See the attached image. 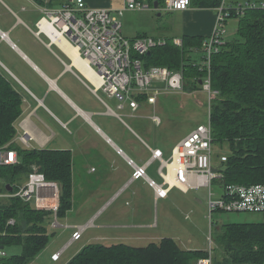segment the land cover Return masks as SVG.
<instances>
[{"label": "crops", "instance_id": "0c3cea01", "mask_svg": "<svg viewBox=\"0 0 264 264\" xmlns=\"http://www.w3.org/2000/svg\"><path fill=\"white\" fill-rule=\"evenodd\" d=\"M65 1L0 0V72L23 96V113L16 126L17 141L25 135L30 148L71 151L74 196L70 211L78 220L68 217V227L60 228L72 230L71 237L61 247L55 245L51 250L49 245L46 247L52 253V262L64 258V264H67L84 245L92 242L130 244L131 241H144V245L159 242L163 236L153 231L158 223L145 220V211L150 209V204L146 203L166 199L175 187L167 197H159L146 179L132 178L134 164H148V176L155 180L150 173L151 165L158 164L159 174L160 161L150 162L153 149H161L166 159L172 154L166 157L165 150L152 146L136 130L145 118L157 124L152 118L157 114L149 113L155 104L142 101L134 112L126 103L120 113L117 99L100 90L99 84L78 67L80 59L78 63L73 62L64 42H52L50 45L51 40L46 35H37V23L43 15L41 8L58 7ZM86 2L93 8L115 10L122 7L125 0ZM150 9L125 13L121 20H124L126 35L136 37L148 33L160 34L155 36L163 38L182 39L185 35L206 38L215 28L217 6L191 5L181 11H166L178 16L174 34L171 30L159 31L156 28ZM190 53L194 58L193 51ZM105 96L115 99L116 104H111ZM135 184L137 189L132 188ZM123 197L126 204L132 206L128 207L131 208L132 221L128 225L125 224L124 211L120 209L119 202ZM77 226H83L84 230L80 239L73 240ZM86 235V242L72 252L75 242ZM59 251V259L54 260L52 255ZM38 256L29 264H33Z\"/></svg>", "mask_w": 264, "mask_h": 264}, {"label": "trees", "instance_id": "16d2710c", "mask_svg": "<svg viewBox=\"0 0 264 264\" xmlns=\"http://www.w3.org/2000/svg\"><path fill=\"white\" fill-rule=\"evenodd\" d=\"M138 1H145L150 7L156 1L160 8L164 5V0ZM221 2L192 0L191 5L216 7ZM238 18L236 39L225 42L212 55V86L218 96L212 102L211 124L215 144L228 147L223 154L227 159L222 161V155L218 156L216 166L223 174V183L251 185L264 183V7L247 8ZM165 38V44L140 56L145 67L182 68L188 82L185 90L200 88L192 78L205 75L206 69L202 71L195 65L199 60L192 58L190 52L192 48H202L205 37L185 35L182 47L174 43V37ZM138 98L144 101L146 96ZM22 113V93L0 72V149H15L18 153L17 163L0 164V195H4L0 196V247L21 248L20 253L7 255L2 264L31 263L55 235L50 227L52 211L37 210L18 197L6 196L11 192L8 185L13 186L12 191L17 190L36 165L48 180L60 184L58 217L65 218L73 205L71 151L22 145L17 141L16 127ZM11 219L15 222L9 223ZM213 239L215 245L208 250L183 248L173 237L146 245L92 242L67 264H196L208 256L213 264H264V221L224 223Z\"/></svg>", "mask_w": 264, "mask_h": 264}, {"label": "built area", "instance_id": "2783aa9c", "mask_svg": "<svg viewBox=\"0 0 264 264\" xmlns=\"http://www.w3.org/2000/svg\"><path fill=\"white\" fill-rule=\"evenodd\" d=\"M224 1L217 7V17L214 31L203 41L202 48L192 49L204 51L202 61H196L199 69L205 71V75L194 76L193 81L198 82L201 89L209 96V122L200 124L185 138L180 140L172 150L171 157L166 159L161 149L152 150V159L159 160V175L163 179L162 184L148 177L146 174L148 164L139 166L134 164L133 179H146L156 189L159 197H167L172 187L184 191L208 187L209 217L214 211L222 212H247L252 214H264V183L251 185L224 184L223 174L217 170L214 149L217 147L213 139L211 124V108L213 100L218 96V91L213 89L211 76L212 55L217 52L223 42V34L226 31L228 17L242 15L247 8L264 7V2H248L245 5L235 4L229 8L224 7ZM125 5L112 10L109 8L90 7L86 0H66L61 6H43L42 17L37 23V35L52 34L51 43H63L65 39L71 45L79 49L81 57L87 61V67L91 68L98 77L99 89L109 96L121 101L119 108H124L128 103L134 110L140 107L142 101L140 95H145V102L156 104L158 96L164 92H182L187 86V78L184 70L172 69L167 66L145 67L144 60L140 56L150 53L158 44H165L166 38L152 35L142 37H129L125 34L122 17L128 10H145L149 8L147 2L137 0H125ZM192 0H164L163 9L167 11H181L191 6ZM49 37V36H48ZM174 43L180 47L183 45L181 38H174ZM115 113V112H114ZM159 124L161 119L157 115L152 117ZM22 145L29 147V141L25 135L19 139ZM222 154L221 159L225 161ZM18 161L15 149H0V164H14ZM172 176V181L168 179ZM219 190V197L213 199V187ZM4 197V195H0ZM9 197H18L32 205L37 210L52 211V230L66 228L68 225L58 221V209L60 206V185L57 181L48 180L46 175L34 168L28 175L24 184L17 190L9 192ZM14 219L9 223H14ZM83 227L77 226L73 233V240L82 237ZM61 251L53 254L54 260L59 259ZM7 256L6 250L0 247V264ZM196 264H213L212 257H204L197 260Z\"/></svg>", "mask_w": 264, "mask_h": 264}, {"label": "rangeland", "instance_id": "374dc122", "mask_svg": "<svg viewBox=\"0 0 264 264\" xmlns=\"http://www.w3.org/2000/svg\"><path fill=\"white\" fill-rule=\"evenodd\" d=\"M264 2V0H225L224 7L229 8L230 5H245L248 2ZM52 1H50L51 3ZM150 14L156 28L159 31L171 30L174 34L177 21V14L173 12H166L160 8L155 10L151 7ZM123 19V18H122ZM124 22V20L122 21ZM239 25L238 16H230L226 21V31L223 34V42H232L237 37V29ZM160 35V34H152ZM43 37H45L43 35ZM205 52L195 51L194 58L202 61ZM200 87V86H199ZM194 88V87H193ZM190 91L182 92H164L158 96V101L155 106H151L149 113H156L160 116L162 123L157 125L152 122L150 118L142 120L141 127H136L139 134L145 138L152 146H160L166 151V157L172 152L173 147L183 138L187 136L193 129L200 124H208L209 122V98L210 96L200 88ZM106 97V96H105ZM107 98V97H106ZM108 99V98H107ZM113 105L116 104L115 99H108ZM119 103V100H117ZM119 110V109H118ZM120 113L122 110H119ZM134 126L133 122L130 121ZM215 163L218 161V156L222 153L228 152V147H220L214 149ZM18 154V153H17ZM158 164L151 165L152 177L157 183L162 184V178L157 173ZM33 167L37 168L36 165ZM23 181L26 176H22ZM60 185V184H59ZM132 188L137 189L138 185L135 184ZM215 192L212 196L213 199L219 197V190L216 186L213 187ZM209 194L208 187H200L198 189H191L188 192H181L175 187L166 199H155L154 201L147 202L150 204V209H147L145 220L154 221L158 223L155 226L154 232L160 237H173L178 243L187 249H210L215 245V232L220 229L221 225L230 222H259L264 221V214H249L247 212H222L214 211L211 218L209 217ZM129 200V199H128ZM120 209L124 211L125 224H131L130 210L132 206L126 204V200H121ZM123 204V205H122ZM73 212L69 211L67 217L58 218L62 224H67L68 219L78 220L73 216ZM69 217V218H68ZM131 226V225H130ZM84 229V227H83ZM53 231V230H52ZM72 235V230L58 229L49 242L50 250L55 245L61 247L64 242ZM212 238V239H211ZM87 240V235L81 240L75 242L72 252L78 250ZM124 241V240H123ZM118 243V242H116ZM126 243V242H125ZM132 245H144V241H131ZM130 243V244H131ZM129 244V243H128ZM57 247V249L59 248ZM56 249V250H57ZM7 253H20V247L7 248ZM42 251L33 264H64V258L58 262H52L51 251Z\"/></svg>", "mask_w": 264, "mask_h": 264}, {"label": "bare ground", "instance_id": "6f19581e", "mask_svg": "<svg viewBox=\"0 0 264 264\" xmlns=\"http://www.w3.org/2000/svg\"><path fill=\"white\" fill-rule=\"evenodd\" d=\"M138 1V0H137ZM138 2H140V3H142V1H138ZM125 3L126 2H124V4H123V6L125 5ZM154 7V6H153ZM218 7V6H217ZM151 7L149 6V8H146V9H150ZM163 8V7H162ZM155 9V8H154ZM160 9V5H159V8L158 9H155V10H159ZM165 10V9H164ZM167 11V10H166ZM38 30V29H37ZM45 35V34H44ZM51 41H52V37H54V39L56 40V37L54 36V35H52V34H47L46 35ZM63 42H64V45H65V49H67L68 50V52H69V54L71 55V58L72 59H74L73 60V62L75 61L76 63H78V60L80 59V62H79V64H80V66H78V65H76V66H78L82 71H84L85 73H86V75H88L89 77H91V78H93L95 81H96V83H98V81H97V79H98V77H97V79L95 78L96 76H95V73L93 72V70L91 69V68H89V67H87V61L83 58V57H81V54L79 53V49L77 48V47H75V46H73V45H71L70 43H68L65 39H63ZM51 43V42H50ZM53 43H55V42H53ZM56 44V43H55ZM95 76V77H94ZM200 86V85H199ZM201 87V86H200ZM101 90V89H100ZM121 104V101H119V103H118V109L119 110H123L124 108H119V105ZM130 106V105H129ZM124 107H125V103H124ZM134 112L137 110H134L133 108H131ZM116 113V112H115ZM117 114V113H116ZM194 130V129H193ZM224 156H226V155H224ZM139 166H143V165H139ZM146 174L148 175V173H147V171H146ZM149 177V176H148ZM141 179H144V178H141ZM168 179L169 180H171L172 181V176L170 175L169 177H168ZM173 188V187H172ZM9 191V190H8ZM170 192V191H169ZM9 193H7L6 194V196L8 195ZM83 227V226H82ZM80 239V238H79ZM6 254L8 255V253L6 252ZM53 256V255H52ZM58 260V259H57Z\"/></svg>", "mask_w": 264, "mask_h": 264}, {"label": "water", "instance_id": "95a60500", "mask_svg": "<svg viewBox=\"0 0 264 264\" xmlns=\"http://www.w3.org/2000/svg\"><path fill=\"white\" fill-rule=\"evenodd\" d=\"M154 8H155V9H158V8H159V2L156 1V2L154 3ZM8 190H9V191H12V190H13V186H12V185H8Z\"/></svg>", "mask_w": 264, "mask_h": 264}]
</instances>
